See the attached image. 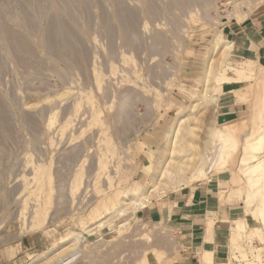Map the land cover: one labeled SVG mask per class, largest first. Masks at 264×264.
Returning <instances> with one entry per match:
<instances>
[{
    "label": "rangeland",
    "instance_id": "rangeland-1",
    "mask_svg": "<svg viewBox=\"0 0 264 264\" xmlns=\"http://www.w3.org/2000/svg\"><path fill=\"white\" fill-rule=\"evenodd\" d=\"M260 22L264 0H0V264H201L165 212L211 165L201 190L219 182L243 218L246 185L211 163L221 130L239 148L256 130L264 59L219 38ZM150 180L146 206H124ZM251 232L216 264H241Z\"/></svg>",
    "mask_w": 264,
    "mask_h": 264
},
{
    "label": "bare ground",
    "instance_id": "bare-ground-1",
    "mask_svg": "<svg viewBox=\"0 0 264 264\" xmlns=\"http://www.w3.org/2000/svg\"><path fill=\"white\" fill-rule=\"evenodd\" d=\"M219 39L220 40L223 39V41L226 45V49L228 51V52H226V57L229 58L231 56H234L233 54H234L235 48H234L233 43L229 40L224 39V38H219ZM245 63H252V60L251 59H245ZM223 64H222L221 68L225 67V65H226V63L224 64V66H223ZM245 66H246V64H245ZM255 76L261 77L264 80V68H262V66L258 67ZM215 80L219 86H221L225 83H232L235 81V79H232L231 77L226 76V75H222V76L216 78ZM256 109H257L256 111L254 110V112H255V117H254L255 129L256 130H253L247 134V136L244 139V146L240 147V148H239V146H237L238 145V141H237L238 138H233L236 135L237 131L235 129H233V127L224 128V130H221L218 133V137H219V140L221 141V144H218L219 146L215 147L214 153L215 152L216 153L214 155H216V157L214 160H216V161L213 162V160H212V163H211L212 165L214 164L213 166H217L216 165L217 163H221V169H222V167H224V170H225L223 172V174L230 172L229 168L234 166L235 170L233 171V175H235V177L237 176L239 178L237 180L238 182H240L239 180H241L246 185L245 189L243 188L244 190H242V191H244L243 202L237 203L234 205L235 209H240L239 207L243 206L241 208L243 218L234 219L232 222V225L230 226L231 232L233 233V235L236 234L235 239H234V237H232V239L235 243L234 247L236 248L238 246L236 244L241 239V237L242 238L245 237V236H241V235L247 233V231H248V226L246 223L247 218L248 219H252V218L255 219V222L257 223V227L254 226L253 231L249 235H247V243H246L247 247L246 248L243 247L240 250L241 256L239 258L237 257L238 258L237 263L238 262L240 263V258H241L242 259L241 264H264V262H263L264 259L262 260L263 257L261 255L262 252H260V250L256 251L252 245L254 243L253 241H257V240L261 244L264 245V92L262 93V102L258 106H256ZM189 131H191V129ZM191 132L193 134V131H191ZM179 133H180V131H179ZM211 167L212 166L209 165V167L206 170L202 171V174L200 175L199 179L195 182L194 187L192 188L193 192L199 191L207 183V181L211 178L210 177ZM181 169H183V168H181ZM181 169H179V170H181ZM177 171H178V169H177ZM173 172H175V171H173ZM167 173L169 174L171 172L169 170H167ZM173 175H175V174L173 173ZM180 175H181V173L179 174V176ZM175 178L176 177H174V179ZM179 178L181 179L182 177H179ZM183 181H185V180H183ZM164 182H166V181H164ZM234 183H235V179H234L233 184ZM166 184H167V182H166ZM185 184H186L185 182H184V184L182 183L181 187H184ZM164 185H165V183H164ZM157 188H158L157 183L155 185L152 183L151 180L148 181V183L146 185V191L144 193L138 195V198H136L135 200L132 198L123 199V202L126 203V204L123 203L124 206L127 205L126 207H128L129 205H131L132 208L134 209L135 206H138V204L140 205L142 203L141 206L137 207V208L141 209V208L145 207L146 203L149 202L148 197L150 196L151 191L153 193V191L156 190ZM223 194H224V192L223 193L221 192V195L219 197L220 202H223L226 199V198H224ZM242 195H243V193H242ZM128 209H130V208L128 207ZM118 212H119L118 213L119 216H125L127 214L126 213L127 208L126 209L121 208ZM208 223H209L208 225L210 226V228L214 224V222L211 220ZM100 224H101V222H100ZM73 240H74V236L69 233L68 235L64 236L57 245L60 247H63L66 245L68 246L70 243L73 242ZM252 247H253V249H252ZM214 260L215 259H214L213 253L211 251H205L203 253V255L201 256V263L202 264H214ZM62 262H61V264H62ZM33 264H35V262ZM221 264H228V262H223Z\"/></svg>",
    "mask_w": 264,
    "mask_h": 264
},
{
    "label": "crops",
    "instance_id": "crops-1",
    "mask_svg": "<svg viewBox=\"0 0 264 264\" xmlns=\"http://www.w3.org/2000/svg\"><path fill=\"white\" fill-rule=\"evenodd\" d=\"M259 24L262 25L258 27L259 29L252 27V31H250V29L246 27V30L243 29L239 32H232L229 36V41L233 43L237 52L248 55L245 57L253 55L260 61L261 59H264L262 58V56H264V23L260 22ZM219 186V182H217L212 193L201 189L196 192L191 190L190 194L181 197L182 199L179 201L181 209L179 210L176 209V211H170V207H163V209L170 211L167 213L165 212V215H168L165 216V221L173 223L180 233L187 236V243H191L189 248L193 250L196 245V248H202V252H200L201 256L205 251H211L215 259L214 264H216L219 259H224L230 254V251L228 250L229 247L225 243L227 239L226 234L231 232V228H229L230 223H232L234 219H237V217L229 212L227 213L228 216H226L225 210L223 212L221 206L217 205V203L220 204V199L219 197L218 199L216 198L215 195L217 194V190L215 189L219 188ZM231 208L232 213L236 214L238 209H235L234 205H232ZM171 209H174V207ZM226 217H230V223L229 221H226L229 219ZM210 220L214 222V225L211 231L212 234L208 235L207 224ZM250 223V228H254V226L257 227L255 219H252ZM252 230V228L248 229V232H251ZM256 242H258V240ZM254 243L252 244L253 247L255 245ZM183 256L184 261L180 264H194L191 255L184 254Z\"/></svg>",
    "mask_w": 264,
    "mask_h": 264
}]
</instances>
